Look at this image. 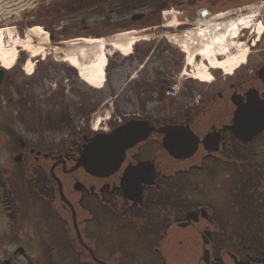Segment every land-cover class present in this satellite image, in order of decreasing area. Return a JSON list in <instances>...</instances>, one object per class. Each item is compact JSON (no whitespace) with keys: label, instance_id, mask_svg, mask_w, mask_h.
<instances>
[{"label":"flooded vegetation","instance_id":"flooded-vegetation-1","mask_svg":"<svg viewBox=\"0 0 264 264\" xmlns=\"http://www.w3.org/2000/svg\"><path fill=\"white\" fill-rule=\"evenodd\" d=\"M62 1H52V17ZM199 6L183 4L185 19L217 11ZM7 8L15 12L18 2ZM54 37L33 76H23L24 54L1 85L4 133L16 143L11 158L21 167L13 181L2 177L13 210L9 226L19 236L24 208L33 203L54 230L49 252L36 259L21 246L11 262L22 256L52 264L60 256L67 264H264V36L257 44L253 36L243 39L257 48V61L219 88L216 80L189 97L182 85L179 106L161 91L126 90L117 98L128 107L96 129L65 125L68 135L59 140L52 112L72 94L52 87L62 43ZM241 107L248 113L242 117Z\"/></svg>","mask_w":264,"mask_h":264},{"label":"rangeland","instance_id":"rangeland-1","mask_svg":"<svg viewBox=\"0 0 264 264\" xmlns=\"http://www.w3.org/2000/svg\"><path fill=\"white\" fill-rule=\"evenodd\" d=\"M52 1L42 2L40 8L46 9L50 7L53 4ZM260 1L262 0H201L199 7L213 8L217 9V11L209 15L204 14L203 11H197L195 15L188 16V20L185 19L187 16H184L181 11L171 9L172 7L164 12L157 13L154 6H147L127 12H122L120 8L104 12L90 10L83 13L84 15H77V18L64 19L63 21L50 24L49 18L44 19L43 13L36 12L37 10L34 8L22 12L11 19L0 20V31H14L23 37V34L27 33L29 29L39 27L50 39L51 36H55L54 42L57 43L68 42L77 38L108 40L119 34L148 31L146 40L139 41L133 47L129 56H124L113 50L110 51L111 56L108 57L109 63L106 68V81L102 89H95L83 82L75 69L59 62L57 58V61L54 62L52 57H47L55 64L56 77L52 87L70 90L69 94H72L70 99H68V103L65 101L59 103L62 107H58L52 112L57 119L56 138L59 140L68 135L65 125L71 127L72 132L75 128L82 125L89 124L92 128L102 126L111 116H114L116 108L119 106L124 107L125 103L119 101L120 97L119 99L117 97L122 96L126 90L146 89L155 94L162 91L161 87L163 86L166 93L177 82H180L184 87V94L190 97L196 94L197 91L210 88L212 85L201 83L194 79V69L187 66L185 53L170 42L168 33L173 34L179 30L189 28L204 19L205 21L212 20L221 13L230 12L239 7L241 9H252V6L257 7ZM170 13L174 16L167 17L166 15ZM173 20L178 21L182 25L187 23L188 26H180L175 29L166 28ZM33 22H41V25L30 26ZM62 34H64V37H57ZM252 36L254 44H257V41L263 37H258L253 31H244L238 40L241 49H248L247 63L250 62V64L257 61V54L255 53L257 48L252 47V42L246 43L243 39ZM43 38L41 36L35 41V46L43 47L42 49H44L46 54L49 50H46L48 46L43 44ZM260 45V59H263L264 40ZM110 49L108 46L107 50ZM23 56L24 54L21 53L17 62ZM54 56L56 57L55 54ZM36 60L38 58L32 60L34 71L31 76L36 72ZM246 65L234 74L239 71H248V69H244ZM16 66L17 63L10 70V73L17 68ZM251 68L252 66H250ZM211 73L213 76L212 84L217 80V88H219L218 84L224 78L229 77L220 70H215ZM23 76L29 78L27 72L23 73ZM69 94L65 96L69 97ZM1 96L2 87H0V172L2 177L7 176L13 181L15 175L19 174L21 167L17 166L11 158V149L16 146V143L7 139L4 133L8 113H4ZM66 104L68 107H66ZM172 104L179 106V100L175 99ZM125 107L128 106L125 105ZM171 110L173 108L169 106V111ZM16 131L20 132L19 129H16ZM40 209V206L38 207L33 203L24 208V220L21 223V232L17 236V234L13 233L11 226H9V219L5 215L0 200V264H6L7 261H10L8 264H28L26 258L22 256L15 257L11 262L12 252L21 246L28 248L29 254L35 256L36 259L43 252L51 250L53 241L50 235L54 230L51 227V221L42 217L40 212L42 209ZM52 257V264H67L66 258L64 259L60 256Z\"/></svg>","mask_w":264,"mask_h":264},{"label":"bare ground","instance_id":"bare-ground-1","mask_svg":"<svg viewBox=\"0 0 264 264\" xmlns=\"http://www.w3.org/2000/svg\"><path fill=\"white\" fill-rule=\"evenodd\" d=\"M166 16L174 15L170 13ZM177 22L173 20L166 28L175 29L182 26ZM244 31H253L258 37L264 34L255 12L232 10L221 13L212 20L204 19L192 27L173 34L168 33V38L185 53L187 66L194 69L195 80L211 84L212 71L220 70L225 75L232 76L246 65L248 49L243 50L238 44ZM147 33L148 31L119 34L108 40L77 38L62 42L54 54L59 62L75 69L83 82L95 89H102L106 81L110 51L129 56L139 41L146 40ZM41 36L44 37L43 44L48 46L50 39L39 27L29 29L23 37L14 31H0V66L11 70L23 53L29 59L25 70L31 75L34 71L32 60L46 55L43 47L35 46V41ZM108 46L110 50H107ZM61 49L64 54H61Z\"/></svg>","mask_w":264,"mask_h":264},{"label":"trees","instance_id":"trees-1","mask_svg":"<svg viewBox=\"0 0 264 264\" xmlns=\"http://www.w3.org/2000/svg\"><path fill=\"white\" fill-rule=\"evenodd\" d=\"M201 0H63L59 3L58 13L54 17L77 16L79 14L86 13L90 10L111 11L115 8H120L122 12L130 10H137L147 6H154L157 13L170 7L181 10L183 4H199ZM50 7L43 8L40 12L43 13L44 19L49 18V23H53L56 19L52 17L48 11ZM43 23V22H42ZM41 22H33L31 25H37ZM161 92L165 96V88L161 87ZM0 200L2 201L5 211L8 213V217L12 219L13 210L9 206V196L3 178L0 172Z\"/></svg>","mask_w":264,"mask_h":264},{"label":"water","instance_id":"water-1","mask_svg":"<svg viewBox=\"0 0 264 264\" xmlns=\"http://www.w3.org/2000/svg\"><path fill=\"white\" fill-rule=\"evenodd\" d=\"M39 1H45L48 2L50 0H0V20H4V19H11L17 15H19L22 12L34 9L35 5L38 4ZM18 2L19 5V9L18 10H12V9H8L7 7L10 6L11 4H14ZM136 18V17H135ZM3 75H4V71L0 70V86L2 85V81H3ZM260 76L264 78V68L260 71ZM257 104L255 106H253V108H256ZM246 107H241L238 111L237 114L240 115V117H242L243 115L245 116V114H248L245 111ZM259 110V109H256ZM257 121H260L259 119H257ZM263 124H264V118H263ZM170 131L174 130V129H169ZM176 138L175 134L174 135H169V142H170V146H169V150L170 152L175 155L176 153V146H177V140L173 139ZM82 164V161H80V165ZM20 252V251H19Z\"/></svg>","mask_w":264,"mask_h":264},{"label":"built area","instance_id":"built-area-1","mask_svg":"<svg viewBox=\"0 0 264 264\" xmlns=\"http://www.w3.org/2000/svg\"><path fill=\"white\" fill-rule=\"evenodd\" d=\"M259 11H260V16H261V17L263 18V20H264V2H262V3L260 4ZM178 91H179V89H178L177 87H174V88H172V89L169 91L168 95H170V96H176L177 93H178Z\"/></svg>","mask_w":264,"mask_h":264}]
</instances>
